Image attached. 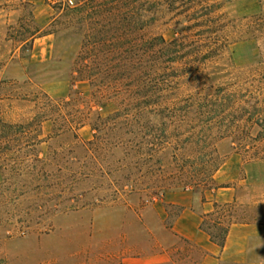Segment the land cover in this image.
Instances as JSON below:
<instances>
[{
    "label": "rangeland",
    "instance_id": "374dc122",
    "mask_svg": "<svg viewBox=\"0 0 264 264\" xmlns=\"http://www.w3.org/2000/svg\"><path fill=\"white\" fill-rule=\"evenodd\" d=\"M66 2L0 0V264H138L158 255L168 259L163 264H201L203 250L170 231L180 211L171 202L183 192L176 184L180 166L174 150L153 158L146 151L136 154L129 133L123 134V146L114 147L119 136L93 145L89 125L77 139L71 134L56 138L53 124L45 122L42 143L36 146L34 126L22 134L20 126L36 113V93L55 102L71 96L75 103L62 108L91 113L87 123L97 114L106 118L119 111L115 101L94 98L88 82L72 86L71 69L81 41L72 31L54 33L56 10ZM148 3L146 35H160L167 43L180 40L184 50L173 66L180 72L186 67L199 71L194 80L182 78L178 91L164 92V107L184 100L185 94L212 88L238 93L242 101L236 109L257 103L264 110V0ZM46 37L51 56L34 62V42ZM168 112L145 120L151 142L158 127L172 137L199 130ZM242 130L219 127L213 133ZM247 131L255 136L263 130L254 126ZM232 146L229 139L217 144L219 153L228 155L215 175L218 186L188 194L199 202L205 191L230 187L241 222L237 224L259 231L250 242L249 260L264 264V159L245 161Z\"/></svg>",
    "mask_w": 264,
    "mask_h": 264
},
{
    "label": "trees",
    "instance_id": "16d2710c",
    "mask_svg": "<svg viewBox=\"0 0 264 264\" xmlns=\"http://www.w3.org/2000/svg\"><path fill=\"white\" fill-rule=\"evenodd\" d=\"M68 1L56 10L54 26L57 31L54 33L72 31L81 41L71 69L72 86L88 82L94 98L102 103L109 99L115 101L119 111L106 118L97 114L87 123L91 113L87 116L80 110L67 112L62 108V105L75 103L71 96L55 102L45 93L33 94L36 113L32 121L22 124L20 129L25 135L34 126L35 146L42 143L41 129L45 122L53 124L56 138L71 134L77 139L78 132L89 125L94 132L93 145L105 144L107 138L119 136L113 145L123 146V134L129 133L133 135L134 141L129 143L134 145L136 154L146 151L153 158L163 150H174V158L180 166L176 184L182 191L210 190L218 186L215 175L228 155L222 156L217 144L225 139L231 141L235 153L242 155L245 161L264 159V110L259 109L257 103L249 109H236L237 103L242 101L238 93L202 88L185 94L184 100L178 98L177 102H171L172 108L162 105L164 92L178 91L182 78L194 80L199 71L186 67L180 72L173 66L184 50L180 40L167 43L160 35H146L145 30L151 22L148 0H79L74 5ZM166 110L170 118H179L182 123L193 126L190 128L199 130L172 137L158 127L155 132H160L151 142L145 120L149 115L158 116ZM190 119H194L192 123ZM254 126L263 131L252 135L247 129ZM219 127L229 131L243 130L214 134L213 130ZM237 208L236 202L216 203L214 211L202 217L201 230L221 249L225 247L230 227L241 223L236 218ZM181 211L180 208L176 217ZM180 239L201 250L192 241Z\"/></svg>",
    "mask_w": 264,
    "mask_h": 264
},
{
    "label": "crops",
    "instance_id": "0c3cea01",
    "mask_svg": "<svg viewBox=\"0 0 264 264\" xmlns=\"http://www.w3.org/2000/svg\"><path fill=\"white\" fill-rule=\"evenodd\" d=\"M51 40L49 37L35 41L32 58L34 62H45L51 56ZM231 188L219 187L216 190L205 191L198 202V198L189 195V191L176 194L171 206L180 207L182 211L174 219L170 231L177 238L187 239L203 250L205 256L201 264H257L249 260L250 242L259 236V231L251 224H233L230 227L225 247L221 249L214 244L209 235L201 230L202 217L214 211L216 203H233ZM215 195L213 199L212 196ZM168 262L164 255L144 259L138 264H163Z\"/></svg>",
    "mask_w": 264,
    "mask_h": 264
},
{
    "label": "built area",
    "instance_id": "2783aa9c",
    "mask_svg": "<svg viewBox=\"0 0 264 264\" xmlns=\"http://www.w3.org/2000/svg\"><path fill=\"white\" fill-rule=\"evenodd\" d=\"M70 5H74V1L73 0H69L68 1Z\"/></svg>",
    "mask_w": 264,
    "mask_h": 264
}]
</instances>
